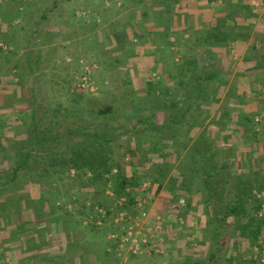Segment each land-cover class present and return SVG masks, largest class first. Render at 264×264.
Masks as SVG:
<instances>
[{"label":"rangeland","instance_id":"obj_1","mask_svg":"<svg viewBox=\"0 0 264 264\" xmlns=\"http://www.w3.org/2000/svg\"><path fill=\"white\" fill-rule=\"evenodd\" d=\"M132 3L131 0H23L21 13H17L20 9L12 8L10 38L19 45L2 43L3 47H13L5 52L0 47V61L9 65L7 68L16 67V72L9 76L8 72H0V100L6 95L10 98L8 105L0 104V259L5 253L3 246L7 241L9 246H16L19 254L21 233L28 230V259L39 248L45 250L40 260L54 256V261L49 264H101L102 261L103 264H264V186L252 188L254 200L247 201L249 213L241 215L229 225L230 235L223 234L222 230L215 234V218L207 217L206 223L205 218L188 219L181 213L186 207H180L178 201L186 200V196H176L177 201L165 197L164 185L159 186L158 180H154L152 175L154 169H148L147 164L139 166L145 162L142 152L132 157L133 154L124 146L129 145L126 142L129 138L127 134L120 140L113 137L116 131L123 132L136 122L122 120V114L148 116L154 109L150 107L153 97L148 98L146 91L143 94L145 96H139L136 89L123 86L121 80L117 79L111 81L114 84H105L106 80H111V75L117 76L114 69H107L117 66L116 63L123 58L118 57L123 50L119 38L122 37L123 29L127 32L125 34L131 32L130 20L133 16L131 18L126 14L133 8ZM246 3L247 14L243 17L264 20V10L260 9L261 12L257 11V16H253L256 10ZM121 8H124L122 19L125 23L117 19V14L121 15ZM236 13L234 7L226 9L225 6V14L229 18L237 17ZM249 24L252 28L245 24L244 28L252 29L250 41L253 42L248 44L249 59L246 60L252 61L253 68L256 67L259 73L250 70L245 74L251 84L247 87V103L243 105L250 104L248 122L254 126L252 133L257 145V159L264 165V72H261L264 66V34L258 31V22ZM225 32L233 38L234 26L231 25L228 30L225 28ZM256 43L258 50H251ZM176 48L178 50L174 48L173 57L170 58L174 64L201 60L191 51L182 55L180 47ZM235 49L231 57L239 56ZM252 55L259 56L253 58ZM242 56L238 59L233 57V68L243 66L240 63ZM204 58V67L211 66L212 61ZM247 65L246 69L250 67ZM163 74L153 72L145 75V78L158 80ZM87 75L94 90L81 85ZM9 80L12 83L7 82ZM255 83L262 86H256ZM163 93L156 101V106L167 99L169 93L162 90ZM108 106L112 112L100 114L99 111ZM162 108L163 111H169L164 106ZM171 111L170 117L181 113L176 107ZM7 114L13 117L12 127L19 137L3 136V129L7 128L3 118ZM116 114H120L119 117ZM256 117L261 122L256 123ZM153 120L150 121L154 124ZM119 143L125 148L124 151L114 146L111 151L108 150L110 145ZM159 145L156 144L157 147ZM102 160H107L108 164H120L128 177L137 173L145 177L142 186L135 189L141 193L134 195L143 202L149 221L160 216L163 253H127L124 258H120L112 249L110 235L117 228L122 229L125 221H128L125 218L116 226V216L120 212L136 216L139 212L133 205L120 209V204L126 200L124 197L118 201L112 199L109 204L112 214L103 226L85 224L86 218H89L93 207L98 205L102 197L96 195L95 184L82 186V182L91 174L85 175L88 165L96 166ZM70 161L75 162L78 170ZM107 194L111 195L112 190L107 189ZM259 200L263 207L257 212ZM222 204L226 208L227 204ZM20 208L28 211L25 222L18 214ZM245 221L253 225L261 224L257 239L247 232L248 229L245 230ZM140 223L139 230L134 234L138 240L145 233L141 230L144 220ZM233 240L235 244L244 242L241 245L238 243L239 250L234 247ZM249 241L251 246L246 244ZM60 251L63 257L59 255ZM126 259L127 262H124ZM15 260L14 263H20V259ZM5 264L8 262L5 261Z\"/></svg>","mask_w":264,"mask_h":264},{"label":"crops","instance_id":"obj_2","mask_svg":"<svg viewBox=\"0 0 264 264\" xmlns=\"http://www.w3.org/2000/svg\"><path fill=\"white\" fill-rule=\"evenodd\" d=\"M235 1L236 3L232 0H131L133 8L126 14L131 18L133 16L130 20L131 32L125 34L127 32L123 29L122 37L119 38L123 50L118 57L123 58L119 60L120 63H116L117 66L107 69L108 71L114 69L117 76L111 75L109 77L111 80L105 81L106 85H110L114 84L111 81L115 79L121 80L123 86L136 89L137 95L141 96L146 91L148 98L153 97V104L150 107L154 108V113L151 112L148 116L146 114L139 116L137 113L122 114L120 116L122 120L136 122L131 128L123 132L116 131L112 136L120 140L128 135L126 142L129 145L124 146L133 154L132 157L141 152L145 156V162L140 164V167L147 164L148 169L153 168L156 175L159 169H163L164 177L158 183L159 186L164 185L165 197L177 201L176 196L181 195L188 199L187 207L181 210L183 215L188 219L205 218L206 223L207 217L215 218L213 232L217 234L218 230H222L223 234L229 235L231 234L229 225L235 222L237 217L230 214L227 206L225 208L222 203L229 205L241 200L239 195L244 191V187L264 186L262 184L264 165L257 159V145L252 133L254 126L248 122L250 118L247 111L250 104L243 105L246 102L247 87L251 84L250 80H246L245 74L250 70L259 73L256 67L253 68L252 61L246 60L249 59L248 44L253 42L250 41L252 26L249 23L258 22V31L264 34V20L256 21L257 17L250 19L243 17L247 14L244 6L246 1V5L256 10V15L253 16H257V11L261 12L260 8L255 6L257 0ZM22 4L23 0H0V47L3 52L9 51L8 48L13 49L9 46L3 47L4 42L19 45L10 38V30L13 23L12 8L20 9L17 12L19 14L24 8ZM225 6L226 9L234 7L237 10V17L231 19L226 16ZM123 9H119L121 15L117 14V19H121L122 22H124L122 16L125 14ZM132 9L134 12H131ZM244 24L251 28H244ZM231 25L235 28L233 38L225 32V28L228 30ZM129 46L131 48H127ZM176 46L180 47L182 55H187L191 51L201 60L194 59L186 64L184 62L174 64L170 58L173 57L174 48L175 51L178 50ZM257 46V43L253 44L251 50L257 51ZM234 48L239 56L244 55L240 61L243 66L237 68H233L232 65L233 57L236 59L239 57L238 55L231 57V54H235L232 51ZM2 51L0 48V52ZM203 56L204 59L212 61V67H204ZM257 56L259 55H252L253 58ZM247 64L250 65L248 69L245 68ZM6 66L9 65H4L0 61V72H8V76L16 72V67ZM261 69L262 71L258 70L263 73L264 66ZM151 72L165 75L158 80L150 81L151 79L148 80L150 77L145 78V75H151ZM7 82L12 83V80ZM255 85L262 86L258 83ZM162 90L169 94L165 101L156 106L160 95H164L161 94ZM172 95L176 97L173 98ZM9 99L6 95L0 100V104L8 105ZM161 104L169 111H163ZM175 107L181 113L170 117L171 110ZM119 115L116 114L117 117ZM151 119H154V124L151 123ZM3 121L7 126L3 129V136L16 137L18 134L12 127L13 117L7 114ZM105 142L107 143L106 140ZM156 144H160L159 147ZM113 146L119 148L117 150H125L121 143L110 145L108 150L111 151ZM151 154L153 155L150 156ZM159 155H162V159H159ZM222 206L225 210L221 209ZM22 208L18 214L25 222L28 211ZM220 218L226 220L220 222ZM247 223L248 221H245V224ZM23 226L26 227L27 224ZM27 233L28 230L21 233L23 236L20 240L19 254L16 252V246L14 248L12 244L9 246L7 243L9 241L4 243L5 253L2 254L0 264H5V261L13 264L17 258L20 259L19 264L37 262L49 264L54 261L53 255L50 259L40 260L45 250L39 248L36 254L28 259L30 252L26 243ZM238 243H234V247L239 250L238 245L244 242ZM246 244L251 246L250 241ZM54 255L57 256L56 253ZM59 255L63 257V252Z\"/></svg>","mask_w":264,"mask_h":264},{"label":"trees","instance_id":"obj_3","mask_svg":"<svg viewBox=\"0 0 264 264\" xmlns=\"http://www.w3.org/2000/svg\"><path fill=\"white\" fill-rule=\"evenodd\" d=\"M100 114H109L112 112V108L108 106L106 109H102L99 111ZM130 155V154H128ZM162 156V155H161ZM107 160H102V162L96 166L88 165V168L84 171L85 175L87 173L89 176H87L86 181L82 182V186H88L90 184H95L96 188V195L102 197L99 199V202L97 204L100 207L105 208L108 211V214H112L109 210V204L112 202V199L115 201H118V199L124 197L126 198V201L123 203V207L119 206L120 209H125V207H129L130 205H135L136 203V196L134 194L141 193L140 191L137 192L135 189L138 186H142V183L144 182L145 177L139 173L134 174L132 177H128L123 168L118 163H112L108 164ZM69 163L74 164L73 166L78 170V168L75 166V162L70 161ZM67 165V164H66ZM115 170V172H114ZM137 171V170H136ZM163 169H159L158 175L153 173L154 180H158L161 182L163 179ZM80 174V172H79ZM156 175V176H155ZM253 187L247 186L244 187L241 192L240 199L237 202H234L233 204L227 205V208L229 209L230 214H235L237 219L243 216L244 214H248V202L249 199H253L254 195L252 194L251 190ZM107 189L112 190V195L107 194ZM188 199L185 200V207L188 205ZM254 200V199H253ZM263 205L261 201H257L256 204V211L259 212L262 209ZM8 219V218H7ZM226 218H220V222H224ZM260 223L258 225H253L251 222H248L245 225V230L248 229V233L251 234V236L254 239H257V237L260 234Z\"/></svg>","mask_w":264,"mask_h":264},{"label":"built area","instance_id":"obj_4","mask_svg":"<svg viewBox=\"0 0 264 264\" xmlns=\"http://www.w3.org/2000/svg\"><path fill=\"white\" fill-rule=\"evenodd\" d=\"M255 6L257 8H263L264 9V0H257L255 1ZM82 87L84 88H90L91 90H94V88L91 86V84L88 81V75L84 78L82 82ZM256 123L261 122V119L259 117L255 118ZM112 195V194H111ZM122 200V198H121ZM136 203L134 207L139 209V212L136 216H131V214L122 213L120 212L116 217V223L115 225H120L122 221H124L125 218L128 219V221H125V225L122 229L117 228L114 230V232L110 235V240L112 241V249L117 252L120 258H124V254L132 253L134 255H138L141 253H154L159 252L163 253L164 249L162 246L163 238L161 236L162 229L160 225V216H157L156 218L152 219V221H149L146 209L143 208V202L139 199V197H136ZM126 200L123 201V203ZM123 203L120 204V207L123 206ZM178 205L184 206L185 200L181 199L178 201ZM109 217L108 211L100 207L99 205L93 207L89 218H86L85 224L86 225H93L97 227H101L105 224ZM147 218V219H146ZM144 220V228L141 229L142 231H145L143 234V237L141 240H138L135 238L134 234L139 230V227L142 223L140 221ZM138 229V230H137ZM148 237V238H147ZM127 262V259L126 261ZM126 264V263H125Z\"/></svg>","mask_w":264,"mask_h":264}]
</instances>
